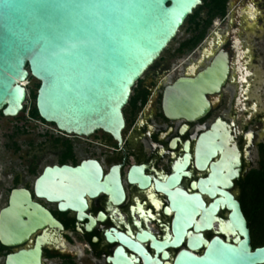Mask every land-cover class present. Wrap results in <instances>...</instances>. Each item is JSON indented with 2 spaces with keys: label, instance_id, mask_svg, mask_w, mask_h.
Masks as SVG:
<instances>
[{
  "label": "flooded vegetation",
  "instance_id": "af4514ba",
  "mask_svg": "<svg viewBox=\"0 0 264 264\" xmlns=\"http://www.w3.org/2000/svg\"><path fill=\"white\" fill-rule=\"evenodd\" d=\"M259 5L228 0L224 25L196 44L190 23L193 33L166 55L172 41L132 88L121 141L102 130L61 131L38 115L35 98L16 116L0 113V213L9 209L27 228L41 221L20 243L0 240V264L21 251L25 264H179L182 253L203 256L214 239L237 246L244 237L223 192L240 204L251 250L263 247L264 230L244 204L264 169ZM221 51L230 74L208 96L209 111L167 116L165 89L195 77ZM215 132L221 144L209 152L203 142Z\"/></svg>",
  "mask_w": 264,
  "mask_h": 264
},
{
  "label": "water",
  "instance_id": "95a60500",
  "mask_svg": "<svg viewBox=\"0 0 264 264\" xmlns=\"http://www.w3.org/2000/svg\"><path fill=\"white\" fill-rule=\"evenodd\" d=\"M202 4V0H0V113H21L28 98L26 83L34 79L35 108L43 120L67 133L102 130L121 141L123 109L132 88ZM239 8L235 21L242 13ZM229 74L228 56L221 51L195 77H181L165 89V114L188 119L205 115L210 109L208 96L221 92ZM216 137V132L208 133L203 148L210 152L219 146ZM223 194L230 221L243 240L233 246L214 239L203 256L185 252L179 264L264 263V246L251 250L239 202ZM40 223L34 220L27 228L22 217L3 209L0 240L4 245L20 243ZM24 260L21 251L9 256L6 264H25Z\"/></svg>",
  "mask_w": 264,
  "mask_h": 264
},
{
  "label": "trees",
  "instance_id": "16d2710c",
  "mask_svg": "<svg viewBox=\"0 0 264 264\" xmlns=\"http://www.w3.org/2000/svg\"><path fill=\"white\" fill-rule=\"evenodd\" d=\"M203 4L198 7L193 15L188 18L191 24H194L197 36L194 44L201 41L205 36L206 29L211 25L212 20L217 17H223L226 13V5L228 0H202ZM202 9H207V18L201 19L199 13ZM38 84L36 85V88ZM36 113V111H35ZM244 204L248 209L251 218L255 220V223L264 230V169L256 173L253 177L252 189L250 196L247 195L244 199ZM258 222V223H257Z\"/></svg>",
  "mask_w": 264,
  "mask_h": 264
},
{
  "label": "rangeland",
  "instance_id": "374dc122",
  "mask_svg": "<svg viewBox=\"0 0 264 264\" xmlns=\"http://www.w3.org/2000/svg\"><path fill=\"white\" fill-rule=\"evenodd\" d=\"M259 11H260V18L258 20V22H260L259 25V30L257 32H254V34H261L262 37H260V39H255V49L257 50L258 55H256V64L258 63V65L260 66L261 70L263 71V75H264V0H260V5H259ZM207 9H202L201 12L199 13V17L201 19H206L207 18ZM222 17L221 16H217L215 17L212 22H215L214 25L212 26V22L211 25L208 26V28L206 29L205 35L207 34L209 29H213L216 26L220 25L223 26V22H222ZM190 22L187 21L185 22V24L182 26V28L180 29V31L178 32L177 36L175 37V39L173 40V44L171 47H169V51L166 53V55H168V53H170V51H173L175 45L177 42L186 39V37L190 36L192 32V30L190 29ZM212 26V27H211ZM211 27V28H210ZM196 33V32H194ZM36 81L34 79H29L26 83V86L28 88V98L26 101V105L30 106L33 102H34V98H35V91H36ZM261 91L264 95V80H263V86L261 87ZM0 156H1V160H3L6 156V153H4V151L2 150V144H0ZM256 226H258L256 224ZM255 226V227H256Z\"/></svg>",
  "mask_w": 264,
  "mask_h": 264
}]
</instances>
